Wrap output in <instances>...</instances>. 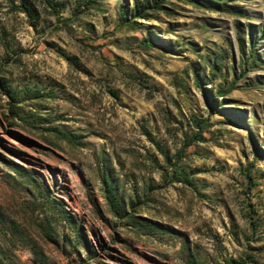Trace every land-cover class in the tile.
Returning <instances> with one entry per match:
<instances>
[{"label":"rangeland","instance_id":"374dc122","mask_svg":"<svg viewBox=\"0 0 264 264\" xmlns=\"http://www.w3.org/2000/svg\"><path fill=\"white\" fill-rule=\"evenodd\" d=\"M0 264H264V0H0Z\"/></svg>","mask_w":264,"mask_h":264}]
</instances>
